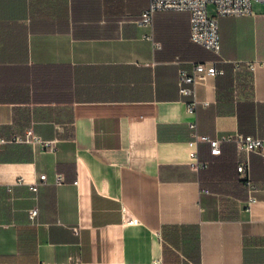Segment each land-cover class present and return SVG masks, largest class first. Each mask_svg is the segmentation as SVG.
Masks as SVG:
<instances>
[{
    "label": "crops",
    "instance_id": "0c3cea01",
    "mask_svg": "<svg viewBox=\"0 0 264 264\" xmlns=\"http://www.w3.org/2000/svg\"><path fill=\"white\" fill-rule=\"evenodd\" d=\"M148 1L0 0V136L53 139L0 146V264H264V154L212 153L189 125L264 137V11L220 16L215 53L188 10L140 25ZM197 60L223 71L190 111L178 71Z\"/></svg>",
    "mask_w": 264,
    "mask_h": 264
},
{
    "label": "built area",
    "instance_id": "2783aa9c",
    "mask_svg": "<svg viewBox=\"0 0 264 264\" xmlns=\"http://www.w3.org/2000/svg\"><path fill=\"white\" fill-rule=\"evenodd\" d=\"M253 1L264 0H149L148 4L141 9L137 22L140 25L152 27L154 13L157 10L175 9L188 10L190 13V38L192 41L202 44L208 49L219 53L220 51V34H219V17L224 15H242L253 12ZM213 2L215 5L214 12H210L208 3ZM148 38H152L151 29L144 34ZM158 43V41H155ZM243 67L253 70V60H234V71L238 72ZM223 68L216 65L215 60H197L192 62L189 67H180L178 71V89L181 93L189 95L186 105L190 111H195L199 102L207 103L206 99H199L196 95V85L203 82L208 75L222 72ZM189 125L193 129L194 139L208 140L211 145L212 153L221 151V142L230 140L235 142L240 150L250 151L258 150L264 154V137L257 136L252 133H245L240 130L223 133L219 136L212 137L206 133H198L196 131V121L192 120ZM8 141H27L30 143H40L43 148L52 147L53 139L41 137L35 133L31 126L26 127L23 132H12L9 136H0V146L3 142ZM207 161H202V165H206ZM250 163L249 159L243 158L237 162V170L245 173V181L250 190L255 189V184L249 176ZM40 180L46 179V173H39ZM63 172L58 171L55 174V182L63 181ZM31 188L36 189L37 183L30 184ZM253 195L249 196V201L253 200ZM37 212V207L30 210L33 216ZM125 213V211H124Z\"/></svg>",
    "mask_w": 264,
    "mask_h": 264
},
{
    "label": "rangeland",
    "instance_id": "374dc122",
    "mask_svg": "<svg viewBox=\"0 0 264 264\" xmlns=\"http://www.w3.org/2000/svg\"><path fill=\"white\" fill-rule=\"evenodd\" d=\"M210 12H214L215 5L213 2L208 3ZM253 9L257 11H264V1H253Z\"/></svg>",
    "mask_w": 264,
    "mask_h": 264
}]
</instances>
